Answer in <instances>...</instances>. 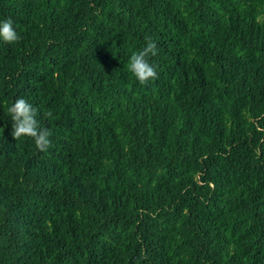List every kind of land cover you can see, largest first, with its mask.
Wrapping results in <instances>:
<instances>
[{
	"label": "trees",
	"instance_id": "trees-1",
	"mask_svg": "<svg viewBox=\"0 0 264 264\" xmlns=\"http://www.w3.org/2000/svg\"><path fill=\"white\" fill-rule=\"evenodd\" d=\"M8 18L0 264H264V0H0ZM17 98L47 151L13 139Z\"/></svg>",
	"mask_w": 264,
	"mask_h": 264
},
{
	"label": "clouds",
	"instance_id": "clouds-1",
	"mask_svg": "<svg viewBox=\"0 0 264 264\" xmlns=\"http://www.w3.org/2000/svg\"><path fill=\"white\" fill-rule=\"evenodd\" d=\"M20 36L17 34L11 18L0 21V41L7 44L18 42ZM158 54L157 44L149 37L145 46L139 51H133L128 60V71L140 85H147L149 81L158 79L157 66L149 63V58ZM7 115L12 121L11 135L13 139L30 137L34 141L35 148L45 152L51 146L49 139L51 132L47 128H41L36 119L37 109L24 98H17L7 108ZM45 116L53 117L51 111Z\"/></svg>",
	"mask_w": 264,
	"mask_h": 264
}]
</instances>
